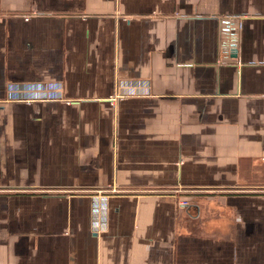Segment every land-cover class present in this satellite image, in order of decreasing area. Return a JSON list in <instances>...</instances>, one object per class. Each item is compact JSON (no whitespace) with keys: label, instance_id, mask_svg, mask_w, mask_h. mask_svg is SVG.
<instances>
[{"label":"crops","instance_id":"obj_1","mask_svg":"<svg viewBox=\"0 0 264 264\" xmlns=\"http://www.w3.org/2000/svg\"><path fill=\"white\" fill-rule=\"evenodd\" d=\"M0 264H264V0H0Z\"/></svg>","mask_w":264,"mask_h":264},{"label":"built area","instance_id":"obj_2","mask_svg":"<svg viewBox=\"0 0 264 264\" xmlns=\"http://www.w3.org/2000/svg\"><path fill=\"white\" fill-rule=\"evenodd\" d=\"M33 16H37V14L36 13H32L30 16L29 15L28 16H24V18H25L26 21H29L30 18L33 17ZM114 101H115V98H112L111 99V102H114ZM181 205L182 206H187L188 205V202H185V201L184 202H181Z\"/></svg>","mask_w":264,"mask_h":264},{"label":"water","instance_id":"obj_3","mask_svg":"<svg viewBox=\"0 0 264 264\" xmlns=\"http://www.w3.org/2000/svg\"><path fill=\"white\" fill-rule=\"evenodd\" d=\"M232 57H236V55H232Z\"/></svg>","mask_w":264,"mask_h":264}]
</instances>
